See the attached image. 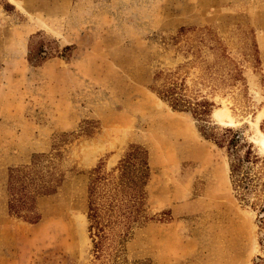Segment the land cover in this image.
I'll return each mask as SVG.
<instances>
[{"label": "rangeland", "instance_id": "rangeland-1", "mask_svg": "<svg viewBox=\"0 0 264 264\" xmlns=\"http://www.w3.org/2000/svg\"><path fill=\"white\" fill-rule=\"evenodd\" d=\"M158 73L264 159V0H0V264H112L92 252L89 176L132 146L151 173L146 222L119 259L264 264V162L249 164L246 193L233 188L226 150L151 91ZM57 152L64 180L36 199L39 221L9 214V171Z\"/></svg>", "mask_w": 264, "mask_h": 264}, {"label": "trees", "instance_id": "trees-1", "mask_svg": "<svg viewBox=\"0 0 264 264\" xmlns=\"http://www.w3.org/2000/svg\"><path fill=\"white\" fill-rule=\"evenodd\" d=\"M150 89L172 110L189 112L196 121L201 136L226 150L233 188L242 187L246 193L250 182L249 164L264 162V159L253 153L250 145L243 144L242 135L230 128L217 134L215 129L218 127L209 121L213 104L203 97L190 95L183 79L158 73L154 76ZM69 136L71 135L64 134L61 138ZM56 157H60L59 152L54 155L37 154L32 157L29 165L9 171V214L31 224L39 221L40 217L35 212L36 199L54 194L64 180V175L54 163ZM150 174L146 152L138 146H132L110 172H103L98 167L90 173L86 218L92 252L96 259L111 256L112 264L126 263L118 258L119 248L129 238L134 227L146 222L145 188ZM257 222L264 224V216L260 213L257 215ZM116 238L118 244L113 252L109 251V246Z\"/></svg>", "mask_w": 264, "mask_h": 264}, {"label": "bare ground", "instance_id": "bare-ground-1", "mask_svg": "<svg viewBox=\"0 0 264 264\" xmlns=\"http://www.w3.org/2000/svg\"><path fill=\"white\" fill-rule=\"evenodd\" d=\"M213 116L218 120V121H221L222 122V119L225 118V113L221 110H216L214 113H213ZM260 143L264 146V141H261L260 140Z\"/></svg>", "mask_w": 264, "mask_h": 264}]
</instances>
